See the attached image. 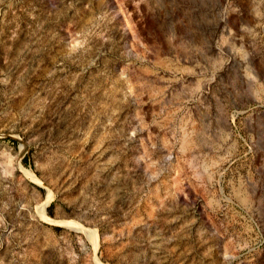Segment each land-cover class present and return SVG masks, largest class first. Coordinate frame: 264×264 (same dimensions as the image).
Segmentation results:
<instances>
[{"label":"rangeland","instance_id":"rangeland-1","mask_svg":"<svg viewBox=\"0 0 264 264\" xmlns=\"http://www.w3.org/2000/svg\"><path fill=\"white\" fill-rule=\"evenodd\" d=\"M0 264H264V0H0Z\"/></svg>","mask_w":264,"mask_h":264},{"label":"bare ground","instance_id":"bare-ground-1","mask_svg":"<svg viewBox=\"0 0 264 264\" xmlns=\"http://www.w3.org/2000/svg\"><path fill=\"white\" fill-rule=\"evenodd\" d=\"M174 180H175V179H174ZM168 188H169V187H168ZM170 190H173V189L170 188ZM171 192H172V191H171Z\"/></svg>","mask_w":264,"mask_h":264}]
</instances>
